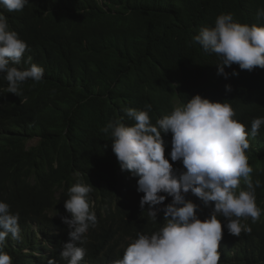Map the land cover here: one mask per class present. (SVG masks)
Segmentation results:
<instances>
[{
    "label": "trees",
    "instance_id": "16d2710c",
    "mask_svg": "<svg viewBox=\"0 0 264 264\" xmlns=\"http://www.w3.org/2000/svg\"><path fill=\"white\" fill-rule=\"evenodd\" d=\"M261 9L264 0H28L22 11L0 8L12 30L39 38L36 65L44 69L40 82L20 85L19 96L7 91L0 76V201L19 214L20 228L19 239L9 236L4 247L13 264H47L53 258L67 264L60 252L69 228L61 216L68 189L81 178L94 185V197L107 200L97 226L78 243L86 250L80 264H112L121 246L163 223L128 207L112 137L102 129L121 118L131 126L125 110L146 111V105L155 124L199 94L230 104L234 119L250 132L252 121L264 117V68L233 64L225 68L227 78L218 75L220 57L206 53L194 37L221 14L241 24H264L257 15ZM161 135L165 157L179 176L186 170L182 161L170 159L172 134ZM34 138L37 143L28 147ZM248 140L250 177L254 184L261 181L255 195L262 214L255 223H242L250 234L233 236L222 225L223 235L232 238L221 240L226 243L219 264H264V125ZM92 175L98 177L91 180ZM239 190H247L243 179ZM160 194L166 196L164 208L172 198ZM185 199L198 205L200 198L189 192Z\"/></svg>",
    "mask_w": 264,
    "mask_h": 264
},
{
    "label": "clouds",
    "instance_id": "9594fccd",
    "mask_svg": "<svg viewBox=\"0 0 264 264\" xmlns=\"http://www.w3.org/2000/svg\"><path fill=\"white\" fill-rule=\"evenodd\" d=\"M27 4L28 0H0V8L8 12L22 11ZM257 15L264 18V9ZM34 37L12 30L0 12V76L8 82L7 91L17 96L23 82L29 79L40 82L44 77V69L36 65L40 59L36 45L39 38ZM194 42L206 53L220 57L217 74L225 78L228 77L225 68L233 64L248 71L264 68V24H241L233 20L232 14H221L213 27L200 29ZM232 75L238 73L233 71ZM225 89L232 91L230 85ZM145 107L146 111L125 110L126 116L134 121L131 126H126L121 118L109 121L102 131L110 132L112 137L115 166L124 181L120 190L128 197V207L133 205L137 213L148 211L153 220L162 218L163 223L154 231L138 233V238H131L121 246L112 264H219L226 243L221 240L232 238L223 235L222 225L233 236L239 237L242 231L250 234L251 228L242 223L249 218L255 223L262 214L255 195L261 181L257 179L254 184L250 177L253 169L246 150L250 148L248 136L259 133L264 117L254 119L251 131L247 132L245 125L234 119L230 104L212 102L199 94L155 124L148 114L151 105ZM169 132L170 159L182 161L186 170L179 176L165 157L161 134ZM34 139L37 143V138ZM97 177L92 175L90 179ZM241 179L247 190L237 191ZM102 180L110 191L107 180ZM120 190L111 192L124 198ZM94 192V185L83 178L68 189L64 202L67 212L62 213L61 219L69 228V241L60 252L67 264H80L86 250L78 243L85 242L84 237L106 212L107 198H96ZM189 192L200 198L195 201L198 205L185 199ZM160 193L172 198L164 208L161 204L166 196ZM208 205L213 210L210 216L211 210L205 212ZM115 206L116 200L111 208ZM10 207L0 201V264H13V258L4 251L6 238L20 237L19 214L12 213ZM218 215L224 217L222 221ZM47 264H56V260L49 259Z\"/></svg>",
    "mask_w": 264,
    "mask_h": 264
},
{
    "label": "rangeland",
    "instance_id": "374dc122",
    "mask_svg": "<svg viewBox=\"0 0 264 264\" xmlns=\"http://www.w3.org/2000/svg\"><path fill=\"white\" fill-rule=\"evenodd\" d=\"M35 144H36V140L33 139V140L28 142L27 146L30 147V146L35 145Z\"/></svg>",
    "mask_w": 264,
    "mask_h": 264
}]
</instances>
